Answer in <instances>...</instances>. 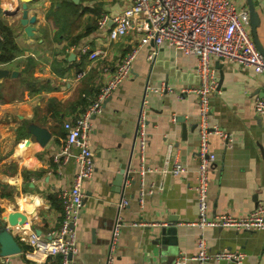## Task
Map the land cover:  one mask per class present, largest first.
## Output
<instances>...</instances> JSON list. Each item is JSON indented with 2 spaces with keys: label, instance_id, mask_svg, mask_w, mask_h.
Here are the masks:
<instances>
[{
  "label": "crops",
  "instance_id": "1",
  "mask_svg": "<svg viewBox=\"0 0 264 264\" xmlns=\"http://www.w3.org/2000/svg\"><path fill=\"white\" fill-rule=\"evenodd\" d=\"M24 1L0 0V15L14 31L20 49L12 60L0 62V68L10 72L0 78V224L6 220L7 228L27 246L30 236L48 238L59 227L63 213L59 192L72 184L78 170L77 149L68 161L63 159L64 122L77 118L94 101L109 77L103 68H114L137 48L133 72L105 101L89 132L95 170L85 182L77 225L79 251L73 264H105L118 216L125 224L112 264H174L181 253H197L200 234L212 251L239 250L246 254L244 264H264V230L202 229L193 223L198 215L199 102L194 92L180 94V88L198 84L196 55L164 46L151 62L150 46L140 44L138 23L117 39L109 35L112 20L106 29H99L103 15L114 17L132 0H29L28 16H36L32 34L21 23ZM234 1L248 7L247 0ZM255 4L261 19L257 33L264 46V0ZM83 46H88L87 52ZM95 50L102 52L92 59L90 53ZM214 66L219 87L212 97L211 123L225 130L230 140L225 144L220 135L210 136L218 161L211 172L209 217L245 215L264 204V117L254 109L256 98L264 97V72L218 58ZM162 82L172 90L148 96L144 107L149 137L142 160L136 138L138 115L146 85ZM34 127L48 130L45 143L32 132ZM169 153V166L175 158L186 166L179 176L163 172ZM125 165V180L118 183ZM142 165L156 169L142 176ZM142 180L148 190L143 202L139 198ZM122 199L128 200L123 207ZM13 211L26 216L23 224H9ZM169 224L177 228L178 244L169 246L166 254L156 233ZM8 259V264H62L60 254L48 256L32 248H22Z\"/></svg>",
  "mask_w": 264,
  "mask_h": 264
},
{
  "label": "built area",
  "instance_id": "2",
  "mask_svg": "<svg viewBox=\"0 0 264 264\" xmlns=\"http://www.w3.org/2000/svg\"><path fill=\"white\" fill-rule=\"evenodd\" d=\"M113 21L109 35L117 39L125 35L138 23L142 31L140 44H148L150 52L148 58L155 62L161 48L173 47L197 57L196 75L199 83L180 88V94L194 92L199 102L197 148L198 169L195 186L198 205L197 219L193 222L200 228L233 227L247 231L264 230V204L245 215L235 216L229 213L216 214L209 217V189L211 172L218 161L217 153L211 148L210 136L220 135L228 144L230 135L216 124L211 123L212 97L219 87V76L214 66V59L236 62L241 66H251L255 72H264V54L257 48L251 31L250 12L248 7L239 6L234 0H132L121 13L110 17L105 14L99 19V29H106L109 21ZM0 38L2 35L0 33ZM83 52L88 46L82 47ZM101 50L90 53V58L97 59ZM137 48H133L114 68L105 66L103 73L109 74L108 79L100 86L94 101L74 120H65L66 139L63 145V159L68 161L74 149L78 150L76 162L78 170L72 184L59 192L63 213L58 228L49 233L48 238L36 234L28 238L33 250H43L48 256L60 254L62 264H73V256L78 253L77 225L85 199V182L89 180L95 170L94 151L91 148L89 132L93 119L103 111L105 101L113 94L119 85L133 72ZM81 72L79 76H82ZM172 90L165 83L160 86L146 85L143 105L137 120V135L140 158L145 159L148 144L147 105L148 96L152 92L163 93ZM257 114L264 117V97H257L254 102ZM173 121L177 115L173 114ZM163 172L179 176L186 171V166L177 160L171 163V154L164 160ZM152 166L142 165L139 172L142 176L154 170ZM129 176V172H128ZM128 179V177H127ZM126 179V182H127ZM153 192V189L149 190ZM148 190L142 180L139 198L143 202ZM128 204L122 199L120 206ZM125 224L121 216L115 219L105 264H112L118 254L119 240L122 226ZM197 253L179 254L174 264H184L188 260H196L199 264L215 260L225 261L226 264H244L246 254L239 250L212 251L203 234L197 239ZM8 256H0V264H8Z\"/></svg>",
  "mask_w": 264,
  "mask_h": 264
},
{
  "label": "water",
  "instance_id": "3",
  "mask_svg": "<svg viewBox=\"0 0 264 264\" xmlns=\"http://www.w3.org/2000/svg\"><path fill=\"white\" fill-rule=\"evenodd\" d=\"M28 1L29 0H25L22 3L23 11H22L21 23L25 25L26 32L28 34H32L34 31V27L31 25V23H33L36 20V16H32L31 18H29ZM247 5L250 12L251 31L254 42L257 48L264 54V46L261 44L257 33V27L260 25L261 19L259 16V12L256 8L255 0H247ZM9 73L10 72L8 69L0 68V78L9 75ZM15 73L16 72H12L13 75ZM195 79L196 82L199 83L200 79L198 75H195ZM32 132L37 136L38 140L41 143H45L50 136L48 130L41 127H34ZM126 173H127V167L125 165L122 166L121 172L117 176L119 180L118 183H120L122 180V184H123ZM25 220H26V216L20 211H13L8 216V221L9 224L11 225H15L17 223L23 224ZM6 223H7L6 220H3L0 224V255L1 256H9L16 253H20L22 251L20 241L17 240V238L13 235V233L7 228ZM156 239L158 242H161L163 251H166L165 252L166 254L170 253L169 246H176L178 244L176 226H173L172 224L160 226L159 230L156 233Z\"/></svg>",
  "mask_w": 264,
  "mask_h": 264
},
{
  "label": "trees",
  "instance_id": "4",
  "mask_svg": "<svg viewBox=\"0 0 264 264\" xmlns=\"http://www.w3.org/2000/svg\"><path fill=\"white\" fill-rule=\"evenodd\" d=\"M0 33L2 35V38H0V62H7L15 58L20 49L15 41L14 31L5 23L1 15ZM21 246L23 249L31 248V246H27L23 242H21Z\"/></svg>",
  "mask_w": 264,
  "mask_h": 264
}]
</instances>
